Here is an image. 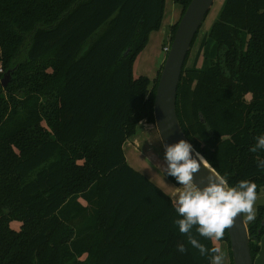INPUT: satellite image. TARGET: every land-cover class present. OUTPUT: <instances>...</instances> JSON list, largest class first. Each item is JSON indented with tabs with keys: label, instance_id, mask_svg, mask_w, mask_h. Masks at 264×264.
<instances>
[{
	"label": "trees",
	"instance_id": "16d2710c",
	"mask_svg": "<svg viewBox=\"0 0 264 264\" xmlns=\"http://www.w3.org/2000/svg\"><path fill=\"white\" fill-rule=\"evenodd\" d=\"M175 1L183 16L192 0ZM165 8L0 0V264H209L174 224L172 197L124 152L142 121L155 124L161 70L151 80L133 68ZM190 53L177 96L182 128L230 185L250 180L260 193L264 151L251 148L264 135V0H226L187 68ZM263 220L261 206L248 223L255 261ZM218 241L233 264L227 229Z\"/></svg>",
	"mask_w": 264,
	"mask_h": 264
},
{
	"label": "clouds",
	"instance_id": "9594fccd",
	"mask_svg": "<svg viewBox=\"0 0 264 264\" xmlns=\"http://www.w3.org/2000/svg\"><path fill=\"white\" fill-rule=\"evenodd\" d=\"M193 150V144L187 140L165 147L166 175L181 186L177 197L172 201L178 217L174 224L180 234L188 237L187 243L197 249L201 256L209 259V264H224L226 253L219 247L209 249L192 231L195 228L199 237L217 241L224 237L225 230L233 226L237 217L248 222L255 221V204L259 195L257 184L241 180L232 186L227 178L211 173L203 185L198 184L195 177L201 171L205 157L197 151L196 158H193ZM251 151H264V135L256 138ZM257 166L264 171V160H258ZM177 250L185 253L188 248L179 244Z\"/></svg>",
	"mask_w": 264,
	"mask_h": 264
},
{
	"label": "water",
	"instance_id": "95a60500",
	"mask_svg": "<svg viewBox=\"0 0 264 264\" xmlns=\"http://www.w3.org/2000/svg\"><path fill=\"white\" fill-rule=\"evenodd\" d=\"M216 0H192L182 16L171 49L161 69L154 101L155 127L158 131L163 148L181 140H187L177 114V96L184 65L192 49L194 39L203 26ZM13 71H9L2 79L6 87L12 80ZM191 143V142H190ZM194 147V146H193ZM197 150H193L196 158ZM209 173L222 177L205 158L201 171L195 177L198 184L207 181ZM264 227V220L262 223ZM228 230L233 264H255L251 252V236L248 223L237 217ZM261 232V231H260Z\"/></svg>",
	"mask_w": 264,
	"mask_h": 264
},
{
	"label": "rangeland",
	"instance_id": "374dc122",
	"mask_svg": "<svg viewBox=\"0 0 264 264\" xmlns=\"http://www.w3.org/2000/svg\"><path fill=\"white\" fill-rule=\"evenodd\" d=\"M225 2H226V0H216L215 4L213 5L210 13L208 14L205 22L203 23L202 28L200 29V31L197 35L196 43L192 47L190 57H189V60L187 62V68L192 67L193 62L195 60V57L198 53V49H199V46H200L202 39L208 33V31L210 30V28L212 27L214 22L217 20ZM155 32H157V31H155ZM156 35H157V33H154L152 35V38H150L149 43H148L149 44L148 50L146 49L143 57H142V55L138 57L135 65H134L133 74L137 78L140 76H143V75L147 76L150 74V72H152V69H153L152 65L154 64V62L152 61V57L157 52L156 42H155V40H153ZM170 43H171V35L168 32V38H167V40L163 46L166 47ZM158 49H160V48L158 47ZM0 65H1V61H0ZM199 65H202V60H200ZM148 124L154 126V129L152 130V134H150V133L147 134V137L150 139L149 151L145 147H144V149L146 151L141 148L140 150L142 152H141L140 157L136 158V163L134 161L131 162V160L129 159L130 160L129 162L131 163L130 165L131 166L133 165L132 167H134L137 171H139L140 173L147 175L149 178H151L152 181L158 187H160L163 191H165L169 196H175L174 193H176L177 191H180L181 186L180 185L179 186L174 185L164 175V173L167 170V164H166V161L164 158L165 150L163 148L159 134L157 135L158 131L155 127V124H151V123H148ZM140 132H141V128L138 129L137 134H139ZM144 144H145L144 140L139 141L140 146L144 145ZM156 165H159L160 167L156 168L155 167ZM258 194H259L258 199H257L256 204H255L256 216H257V212H258L259 207L264 206V189H262L261 192ZM246 223H249V222L246 221ZM11 226L14 229L18 230L20 228V223L13 222ZM214 242H216V241H214ZM260 246H261L260 258L256 260L255 264H264V235L261 239ZM225 261L226 262H224V264H231L228 262V260H225Z\"/></svg>",
	"mask_w": 264,
	"mask_h": 264
},
{
	"label": "crops",
	"instance_id": "0c3cea01",
	"mask_svg": "<svg viewBox=\"0 0 264 264\" xmlns=\"http://www.w3.org/2000/svg\"><path fill=\"white\" fill-rule=\"evenodd\" d=\"M182 12H183V7H182L181 4L176 3L175 0H166V8H165V14H164L162 27H161V29L159 31L153 32L150 35V38H152V35L154 33H157V35L153 39L156 42L157 52L152 57V61L154 62V64L152 65V68H153L152 72H150V74L147 75V76L145 75V77H148L151 80H154L157 77L158 72L162 68V66L164 64V61L166 59V55H165V53L163 51V49H164L163 45L165 44V42H166V40L168 38L169 29H170V27L175 25L180 20V18L182 16ZM150 38H149V40H150ZM158 47L160 49H158ZM148 48H149V44H147L145 50L141 53L142 57L144 56V52L146 51V49L148 50ZM139 128H141V132L139 134H137L135 137L129 139L124 145L125 156H126V159H127L129 164H131L129 162L130 160H131V162L134 161L136 163V158L140 157V155H141V152H142L140 150L141 148L143 150H145L144 149V147H145L149 151V144H150L149 141H150V139L147 137V134H149V133L152 134V130L154 129V126L148 124L147 121H142L140 123V125H139ZM140 140H144L145 144L140 146L139 145V141ZM145 176L148 177L147 175H145ZM178 193H179V191L174 193L175 196H171L173 200L177 197ZM215 244L223 252L226 253V259L225 260H228V262L231 263L229 245L226 242H220L218 240L215 242ZM259 258H260V254L257 257V259H259ZM255 263H256V261H255Z\"/></svg>",
	"mask_w": 264,
	"mask_h": 264
},
{
	"label": "built area",
	"instance_id": "2783aa9c",
	"mask_svg": "<svg viewBox=\"0 0 264 264\" xmlns=\"http://www.w3.org/2000/svg\"><path fill=\"white\" fill-rule=\"evenodd\" d=\"M170 49H171V43L168 46L164 47L163 51H164L166 56L169 53ZM2 73H4V69H3L2 64H1L0 65V74H2Z\"/></svg>",
	"mask_w": 264,
	"mask_h": 264
}]
</instances>
